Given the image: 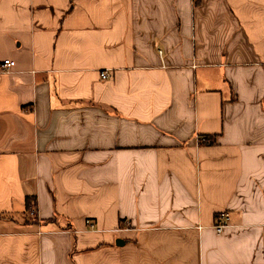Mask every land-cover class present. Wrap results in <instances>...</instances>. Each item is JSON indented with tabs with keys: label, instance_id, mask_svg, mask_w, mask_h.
I'll return each mask as SVG.
<instances>
[{
	"label": "crops",
	"instance_id": "obj_1",
	"mask_svg": "<svg viewBox=\"0 0 264 264\" xmlns=\"http://www.w3.org/2000/svg\"><path fill=\"white\" fill-rule=\"evenodd\" d=\"M6 59L0 264H264V0H0Z\"/></svg>",
	"mask_w": 264,
	"mask_h": 264
},
{
	"label": "built area",
	"instance_id": "obj_2",
	"mask_svg": "<svg viewBox=\"0 0 264 264\" xmlns=\"http://www.w3.org/2000/svg\"><path fill=\"white\" fill-rule=\"evenodd\" d=\"M159 45V42L157 41L156 43V47ZM158 51L160 54L163 53V50L161 48H158ZM16 64L15 60H9L6 59L4 60L1 64L0 67L2 68V71L5 73H10L12 71V67ZM101 77L102 78H108L110 77V72L109 70H103L101 71ZM228 216L226 213L222 214L221 217L218 219V223L216 224V229L218 230V232H221L226 226H228ZM87 226H89L90 229H94V223L92 221V219L87 220Z\"/></svg>",
	"mask_w": 264,
	"mask_h": 264
},
{
	"label": "trees",
	"instance_id": "obj_3",
	"mask_svg": "<svg viewBox=\"0 0 264 264\" xmlns=\"http://www.w3.org/2000/svg\"><path fill=\"white\" fill-rule=\"evenodd\" d=\"M34 197H27V209L31 210L33 208V206L36 205V199L34 198V203L31 201Z\"/></svg>",
	"mask_w": 264,
	"mask_h": 264
}]
</instances>
